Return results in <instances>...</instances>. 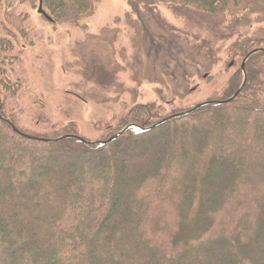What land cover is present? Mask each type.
Returning <instances> with one entry per match:
<instances>
[{
    "label": "trees",
    "instance_id": "trees-1",
    "mask_svg": "<svg viewBox=\"0 0 264 264\" xmlns=\"http://www.w3.org/2000/svg\"><path fill=\"white\" fill-rule=\"evenodd\" d=\"M125 1L129 11L75 45L81 75L103 90L123 93L119 75L126 68L139 81L144 54L161 61L179 84L221 62L215 40L237 36L229 52L239 63L264 48V0ZM99 2L43 0V6L51 23L86 30L82 22ZM161 7L186 26L169 23ZM5 16L0 33H24L25 18ZM248 24L260 28L242 36L239 28ZM121 25L130 33V57L117 50ZM3 39L0 34V63L14 48ZM245 72L233 100L149 131L128 129L102 146L27 138L2 112L0 264H264V52L248 59ZM242 75L238 71L224 93L208 101L231 98ZM157 114L154 105L135 106L102 140L176 113ZM171 137L186 147L176 148Z\"/></svg>",
    "mask_w": 264,
    "mask_h": 264
},
{
    "label": "rangeland",
    "instance_id": "rangeland-1",
    "mask_svg": "<svg viewBox=\"0 0 264 264\" xmlns=\"http://www.w3.org/2000/svg\"><path fill=\"white\" fill-rule=\"evenodd\" d=\"M38 7L39 0H2L0 3V21L6 26V12L25 18L23 34L14 36L4 29L0 33L3 40L14 43L12 51L3 52L4 62L0 63V70L5 71V74L0 72V81L3 79L11 85L10 89L0 83V114L3 112L25 133L43 138L58 134L102 140L135 106L154 105L157 116L164 117L220 97L231 78L238 71L243 74V61L231 60L229 52L235 36L213 41L221 62L200 77L190 78L188 83L178 84L164 72L161 61L144 54L139 59L141 79L135 81L126 68L119 75L125 89L118 95L114 89L103 90L83 78L76 63L75 45L87 34H97L105 26L113 25L117 16L130 10L127 2L100 0L95 13L82 22L86 30L71 24L51 23L38 13ZM160 10L169 23L181 28L186 26L184 20L175 18L166 8ZM121 28L117 50H124L130 57L134 52L130 33L124 25ZM258 28L257 24L243 25L239 32L242 36H251ZM118 58L120 60L121 56ZM242 76L244 78V74ZM217 120L211 117L209 122ZM172 139L176 148L186 147L185 143L180 145L176 137ZM188 152L195 153L191 148Z\"/></svg>",
    "mask_w": 264,
    "mask_h": 264
},
{
    "label": "water",
    "instance_id": "water-1",
    "mask_svg": "<svg viewBox=\"0 0 264 264\" xmlns=\"http://www.w3.org/2000/svg\"><path fill=\"white\" fill-rule=\"evenodd\" d=\"M38 13H40L41 15H43L44 17H46L49 21H53L52 17L46 12V10L44 9V6H43V0H39V7H38ZM257 52H264V48H257V49H254L252 50L251 52H249V54H247V56L243 59V62L241 64V69L243 71V74H244V78H243V81H242V84L241 86L239 87V89L237 90V92L231 97L229 98L228 100L226 101H206V102H203V103H200V104H197V105H194L191 109L189 110H186V111H183V112H179V113H176V114H172L160 121H158L157 123L153 124L152 126H149V127H142V126H138V125H135V124H130L126 127H124L122 130H120L117 134L113 135L112 137H110L109 139L107 140H98V141H90V140H87V139H84L82 137H79V136H73V135H63V136H60L58 138H54V139H50V138H42V137H37V136H32V135H28L26 133H23L21 132L20 130H18L11 122H10V125L12 126V128L20 133L21 135L27 137V138H30V139H33V140H37V141H42V142H50V141H56V140H59V139H65V138H75V139H78L80 140L81 142L83 143H93V144H97V145H105L109 142H112L113 140H115L116 138H118L120 135H122L125 131H127L128 129H131V128H137L140 132H144V131H148V130H151L171 119H174V118H177V117H181V116H184L188 113H190L191 111H193L194 109H197L199 107H202L204 105H208V104H211V103H224V102H227V101H231L233 100L239 93L240 91L243 89L245 83H246V80H247V75H246V72H245V64L246 62L248 61V59L254 55L255 53ZM233 64H230V66H232ZM0 107H1V100H0ZM1 118H3L1 115H0ZM6 120V118H4Z\"/></svg>",
    "mask_w": 264,
    "mask_h": 264
},
{
    "label": "bare ground",
    "instance_id": "bare-ground-1",
    "mask_svg": "<svg viewBox=\"0 0 264 264\" xmlns=\"http://www.w3.org/2000/svg\"><path fill=\"white\" fill-rule=\"evenodd\" d=\"M149 131V130H148Z\"/></svg>",
    "mask_w": 264,
    "mask_h": 264
}]
</instances>
